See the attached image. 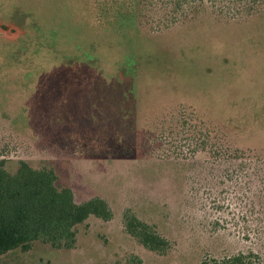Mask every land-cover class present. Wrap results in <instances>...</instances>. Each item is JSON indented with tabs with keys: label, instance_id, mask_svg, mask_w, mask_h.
Returning a JSON list of instances; mask_svg holds the SVG:
<instances>
[{
	"label": "rangeland",
	"instance_id": "rangeland-1",
	"mask_svg": "<svg viewBox=\"0 0 264 264\" xmlns=\"http://www.w3.org/2000/svg\"><path fill=\"white\" fill-rule=\"evenodd\" d=\"M111 1L0 0V168L49 170L112 212L77 224L71 247L34 240L0 264H264V0L163 29L160 6L118 24Z\"/></svg>",
	"mask_w": 264,
	"mask_h": 264
},
{
	"label": "trees",
	"instance_id": "trees-1",
	"mask_svg": "<svg viewBox=\"0 0 264 264\" xmlns=\"http://www.w3.org/2000/svg\"><path fill=\"white\" fill-rule=\"evenodd\" d=\"M236 1L112 0L110 5L105 2L101 8L109 17L112 16V21L119 24L135 20L136 3H143L144 9L147 5H158L165 12L158 19L159 25L156 28L158 26V29H163L193 17L192 14L205 8L207 3L219 9L220 13L227 14L229 18H236L244 12V9L236 5ZM244 8L247 14L255 11L254 3H247ZM237 151L241 153L240 150ZM235 156L240 158L239 155ZM111 213L110 207L102 199L75 203L72 192L56 188L54 173L49 170H35L23 162L18 173L12 176L0 168V254L19 247L27 249L34 240H42L57 247H71L75 242L74 227L77 224L93 214L110 218ZM126 226L147 247L162 250L161 245L164 246L166 239L151 230L149 225L140 223L134 216H126ZM202 264L251 263L244 261V256L240 254L223 260H204Z\"/></svg>",
	"mask_w": 264,
	"mask_h": 264
}]
</instances>
